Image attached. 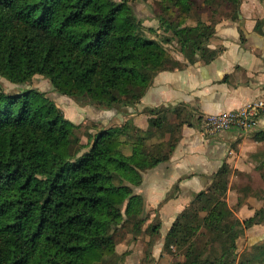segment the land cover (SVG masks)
I'll return each instance as SVG.
<instances>
[{
	"label": "trees",
	"instance_id": "trees-1",
	"mask_svg": "<svg viewBox=\"0 0 264 264\" xmlns=\"http://www.w3.org/2000/svg\"><path fill=\"white\" fill-rule=\"evenodd\" d=\"M139 1L0 0V264H103L123 230L143 222L133 187L170 158L175 140L151 143V130L129 135L133 124L126 121L99 128L86 147L55 102L28 86L46 80L55 93L95 109L139 104L152 78L173 62L161 42L143 33L132 7ZM159 1L162 13L174 10L184 23L220 7L236 20L241 0ZM158 21L180 50L212 59L211 25ZM160 124L157 118L150 127ZM229 174L220 169L171 225L162 251L187 245L184 259L172 264L237 263L239 236L264 220V206L244 221L226 222L224 203L209 195L224 196ZM196 207L208 208L204 229L219 244L207 255L209 241L201 250L190 244Z\"/></svg>",
	"mask_w": 264,
	"mask_h": 264
},
{
	"label": "crops",
	"instance_id": "crops-1",
	"mask_svg": "<svg viewBox=\"0 0 264 264\" xmlns=\"http://www.w3.org/2000/svg\"><path fill=\"white\" fill-rule=\"evenodd\" d=\"M229 12L220 7L199 13L198 19L212 27L206 44L207 51L214 54L212 59L205 62L189 48L181 50L170 69L152 78L135 107H81L55 93L46 80L28 85L37 89L39 84L38 90L72 122L88 119L97 129H107L131 121L129 135H145L151 130V143L175 140L170 158L144 171L141 183L133 187V194L143 201V222L132 232L123 230L115 253L103 264L173 262L162 251L166 233L195 197L207 192L214 175L224 167L230 174L222 200L235 219H248L264 206V116L250 132L231 129L207 135L202 128L206 116L237 110L264 93V0H241L236 20ZM153 109L158 112H148ZM157 118L160 126L151 128V120ZM125 148L131 152L130 144ZM259 230L261 235H254ZM263 234L264 220L244 230L243 236L250 241Z\"/></svg>",
	"mask_w": 264,
	"mask_h": 264
},
{
	"label": "rangeland",
	"instance_id": "rangeland-1",
	"mask_svg": "<svg viewBox=\"0 0 264 264\" xmlns=\"http://www.w3.org/2000/svg\"><path fill=\"white\" fill-rule=\"evenodd\" d=\"M120 1V0H115ZM165 6V3H161L159 0H142L138 3H135L132 5L134 9V13L136 17L140 18L142 21V27H143V33L150 38H153L159 42L162 43L163 48L171 56L173 59V62L168 65L171 66L173 63H175L174 58L175 55H177L179 52H181L179 44L176 42L175 38L173 37L172 33L169 30H166L158 21V18L163 17L165 20H169L174 25L183 26L185 23L186 25H192L194 24L199 16V11L197 13H193L190 15V18L186 22H176L177 14L174 13V10L169 11L168 14L166 12L162 13L163 7ZM223 8H221L222 10ZM138 18V19H139ZM43 80V79H40ZM43 83V82H42ZM33 84H37V80L34 79L28 83L29 86H33ZM48 84V83H47ZM40 85L38 84V87ZM37 87V89H38ZM79 105V104H78ZM81 106V105H79ZM82 107V106H81ZM59 108V107H58ZM60 109V108H59ZM63 117L71 122L73 125L76 126V130L74 131L77 138L80 140V143L84 146L88 147L93 138L96 134L97 129L92 120L85 119L84 121H81L80 123H77L75 119H73V122L70 121L69 116H65V113L60 109ZM225 195V194H224ZM209 197L211 199H218L221 202H223V196L219 199V194L213 195L210 194ZM224 203V202H223ZM226 207V212L228 214L226 218V222L231 224L235 217L231 212L229 211L228 207L224 203ZM196 212L195 215L192 216V218L189 221V224H191L193 228L190 244L194 245L198 250L203 249L204 245L207 241H209L205 255H207L210 251L218 250L219 244L218 242L211 243V237L212 234L204 229V218L208 214V208L206 207H196L193 212ZM244 221V220H243ZM248 228L244 229L247 230ZM192 230V229H191ZM244 230L242 234L239 236L238 239V249H237V263L236 264H264V234L263 237H255L252 238L250 241L247 240L246 236L244 235ZM261 231L259 230L257 233H254V235H261ZM180 245H174L170 248V252H163L167 254L169 257L173 258V262H181L184 259V251L186 250L187 245H181L183 247H178ZM183 253V254H182ZM171 262L170 264H172Z\"/></svg>",
	"mask_w": 264,
	"mask_h": 264
},
{
	"label": "built area",
	"instance_id": "built-area-1",
	"mask_svg": "<svg viewBox=\"0 0 264 264\" xmlns=\"http://www.w3.org/2000/svg\"><path fill=\"white\" fill-rule=\"evenodd\" d=\"M263 116L264 93L237 110L206 116L202 128L207 135H215L231 129L250 132L258 128L259 120Z\"/></svg>",
	"mask_w": 264,
	"mask_h": 264
}]
</instances>
